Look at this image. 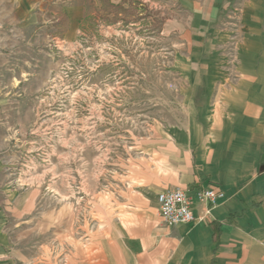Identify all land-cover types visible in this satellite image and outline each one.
Listing matches in <instances>:
<instances>
[{"label":"rangeland","instance_id":"rangeland-1","mask_svg":"<svg viewBox=\"0 0 264 264\" xmlns=\"http://www.w3.org/2000/svg\"><path fill=\"white\" fill-rule=\"evenodd\" d=\"M245 1L0 0V244L85 261L108 203L202 99L208 55L235 53Z\"/></svg>","mask_w":264,"mask_h":264},{"label":"crops","instance_id":"crops-1","mask_svg":"<svg viewBox=\"0 0 264 264\" xmlns=\"http://www.w3.org/2000/svg\"><path fill=\"white\" fill-rule=\"evenodd\" d=\"M224 2L193 0L192 13L215 14ZM241 10L235 53L208 55L202 99L192 97L186 120L157 137L153 169H134L122 199L108 203L85 261L81 251L65 264H264V0ZM209 186L224 194L211 216L199 205L196 221L163 223L159 192ZM22 259L0 244V264Z\"/></svg>","mask_w":264,"mask_h":264},{"label":"built area","instance_id":"built-area-1","mask_svg":"<svg viewBox=\"0 0 264 264\" xmlns=\"http://www.w3.org/2000/svg\"><path fill=\"white\" fill-rule=\"evenodd\" d=\"M223 195L219 188L213 186L198 189L194 193L180 187L167 189L157 195L160 216L168 226L191 223L197 219V206L203 207L206 216H211L213 207Z\"/></svg>","mask_w":264,"mask_h":264}]
</instances>
